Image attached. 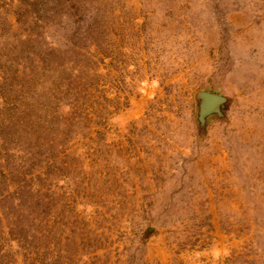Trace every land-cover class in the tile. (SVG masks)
<instances>
[{
    "label": "rangeland",
    "instance_id": "374dc122",
    "mask_svg": "<svg viewBox=\"0 0 264 264\" xmlns=\"http://www.w3.org/2000/svg\"><path fill=\"white\" fill-rule=\"evenodd\" d=\"M0 264H264V0H0Z\"/></svg>",
    "mask_w": 264,
    "mask_h": 264
},
{
    "label": "water",
    "instance_id": "95a60500",
    "mask_svg": "<svg viewBox=\"0 0 264 264\" xmlns=\"http://www.w3.org/2000/svg\"><path fill=\"white\" fill-rule=\"evenodd\" d=\"M199 99V117L215 111L219 112L221 104L225 100L224 96L219 93L201 90L197 93Z\"/></svg>",
    "mask_w": 264,
    "mask_h": 264
}]
</instances>
